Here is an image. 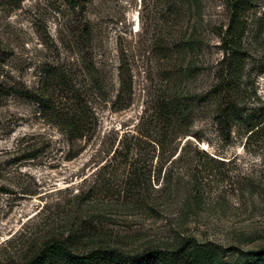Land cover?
<instances>
[{"label": "rangeland", "instance_id": "rangeland-1", "mask_svg": "<svg viewBox=\"0 0 264 264\" xmlns=\"http://www.w3.org/2000/svg\"><path fill=\"white\" fill-rule=\"evenodd\" d=\"M230 4L87 0L83 12L62 0L0 1V42L10 54L2 80L33 87L46 62L80 64L87 50L75 41L88 19L105 81L103 97L93 99L98 128L89 140L70 142L25 100L0 106V264H18L47 236L72 231L86 250L211 244L220 264H243L234 249L264 248V130L250 136L251 120L264 115V0H246L242 16L244 58L231 93L244 119L229 134L217 118L220 101L199 99L227 65ZM122 51L132 74L127 103L118 102ZM168 97L185 118L162 147L157 106ZM125 135L147 142L132 162L152 166L151 181L142 176L134 194V165L110 163Z\"/></svg>", "mask_w": 264, "mask_h": 264}, {"label": "trees", "instance_id": "trees-1", "mask_svg": "<svg viewBox=\"0 0 264 264\" xmlns=\"http://www.w3.org/2000/svg\"><path fill=\"white\" fill-rule=\"evenodd\" d=\"M17 2V0H0ZM73 10L86 11L87 0H62ZM248 1V0H247ZM231 22L223 38L222 46L227 55L226 66L219 70V79L210 90L201 94L200 100L214 97L219 100L217 118L222 130L228 131L244 119L242 111L236 106L231 88L241 78L242 62V16L246 0H231ZM86 17V16H85ZM87 18V17H86ZM92 31L89 20L83 32L75 41L77 49L85 52L80 64L74 62L53 64L46 62L39 70L36 86L9 84L2 80L5 71L3 65L9 58L0 42V106L8 103L12 97L25 100L36 106L37 112L48 123L57 126L70 142L91 139L98 128V118L93 108V99L102 98L105 93V81L96 72V63L92 55ZM98 70V71H97ZM120 91L118 102H130L132 98V74L129 59L125 51L120 53ZM173 98H165L157 106V118L162 124V147L168 143L167 137L174 136L185 118V109L177 105ZM248 119V118H245ZM249 120V119H248ZM264 115L251 120L250 136L260 135L264 130ZM263 124V125H262ZM166 137V139H165ZM146 141L135 135H125L111 158L112 164L134 165L128 176L131 193L140 186L142 176L151 181V163L140 165L136 158L132 162L133 151L141 148ZM160 144V145H161ZM146 145V144H145ZM138 160V163H137ZM169 177V175H168ZM78 231L67 235L47 236L34 244L21 258L18 264H220L219 249L211 244H199L187 240L177 249L149 248L142 252L128 253L119 248L101 245L83 249ZM241 255L243 264H264V248L243 251L234 249Z\"/></svg>", "mask_w": 264, "mask_h": 264}]
</instances>
